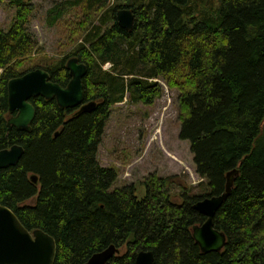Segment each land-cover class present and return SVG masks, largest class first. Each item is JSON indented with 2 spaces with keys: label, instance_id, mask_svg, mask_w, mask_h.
Here are the masks:
<instances>
[{
  "label": "trees",
  "instance_id": "trees-1",
  "mask_svg": "<svg viewBox=\"0 0 264 264\" xmlns=\"http://www.w3.org/2000/svg\"><path fill=\"white\" fill-rule=\"evenodd\" d=\"M6 2L15 16L8 31L0 28V151L20 145L24 154L0 171V205L31 232L55 239V264H85L110 246L125 252L109 264H135L142 251L154 253L153 264H264V0L56 2L47 13L51 27L72 10L84 14L82 43L71 57L87 66L84 103L97 107L79 112L32 98L30 131H8L9 81L43 69L66 87L71 76L66 59L23 67L38 45L29 30L35 6ZM122 9L135 14L131 32L118 25ZM159 80L178 93L179 137L208 183L202 195H190L177 176L148 177L144 196L136 184L115 188L118 170L98 160L112 108L127 97L152 106L163 95ZM236 169L232 193L214 220L225 248L202 253L192 228L206 218L193 205L222 195Z\"/></svg>",
  "mask_w": 264,
  "mask_h": 264
},
{
  "label": "rangeland",
  "instance_id": "rangeland-1",
  "mask_svg": "<svg viewBox=\"0 0 264 264\" xmlns=\"http://www.w3.org/2000/svg\"><path fill=\"white\" fill-rule=\"evenodd\" d=\"M0 3V28L8 31L15 11L8 2ZM35 6L29 30L38 43L23 67L34 68L40 60L52 64L71 57L80 40L81 9L72 10L55 26H49L47 13L62 0H28ZM114 0H111L112 5ZM120 11V10H119ZM106 71L111 69L107 64ZM163 95L152 106L134 105L127 100L112 108L105 128L98 160L104 167L116 168L119 178L115 188L136 184L138 194L144 196L143 181L152 175L161 178L179 177L190 195L209 192L208 183L196 172L193 155L187 141L180 139L178 93L163 80ZM11 116L8 115L9 119ZM176 201L179 188H172ZM122 248L120 253H124Z\"/></svg>",
  "mask_w": 264,
  "mask_h": 264
},
{
  "label": "water",
  "instance_id": "water-1",
  "mask_svg": "<svg viewBox=\"0 0 264 264\" xmlns=\"http://www.w3.org/2000/svg\"><path fill=\"white\" fill-rule=\"evenodd\" d=\"M121 29L131 32L135 24V14L132 10L122 9L117 14ZM71 80L66 87L50 80V75L43 69H35L24 75L11 79L8 83V106L11 117L7 120L8 131L12 128L18 131H30L36 117V109L30 102L32 98L42 97L46 100L55 99L62 109H76L79 112H92L96 109L95 102L84 103V78L88 73L85 64L74 57L66 65ZM24 149L13 145L0 151V171L17 165ZM239 170H233L227 175L225 192L220 196L206 197L197 201L193 209L206 218L202 225L192 228L193 238L202 253L221 252L226 245V235L215 228L216 213L232 193L235 178ZM32 181L37 183V177ZM120 250L115 246L94 254L85 264H109ZM57 243L53 237L42 230H28L8 207L0 205V264H55ZM154 253L140 252L135 264H153Z\"/></svg>",
  "mask_w": 264,
  "mask_h": 264
}]
</instances>
